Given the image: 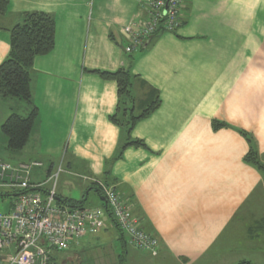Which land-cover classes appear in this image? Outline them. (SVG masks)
Here are the masks:
<instances>
[{"label": "crops", "instance_id": "obj_1", "mask_svg": "<svg viewBox=\"0 0 264 264\" xmlns=\"http://www.w3.org/2000/svg\"><path fill=\"white\" fill-rule=\"evenodd\" d=\"M8 1L0 16V64L23 13L42 12L55 22L53 50L30 70L31 105L0 100V127L12 114L37 110L19 162L47 161L33 171L36 181L62 167L57 182L76 178L88 190L92 181L112 184L157 237L155 258L168 257L166 264H239L252 255L264 264V215H255L264 214V179L244 159L253 147L264 164V0H182L179 28L159 32L130 56L122 29L142 16V0ZM121 68L136 76V108L154 93L160 103L131 132L145 147L126 148L117 158L121 130L109 120L116 85L90 72ZM213 122L225 128L213 129ZM56 194V201H79L58 188ZM96 197L84 208H100L104 199ZM113 225L107 219L65 254L54 253L57 261L90 264Z\"/></svg>", "mask_w": 264, "mask_h": 264}, {"label": "built area", "instance_id": "obj_2", "mask_svg": "<svg viewBox=\"0 0 264 264\" xmlns=\"http://www.w3.org/2000/svg\"><path fill=\"white\" fill-rule=\"evenodd\" d=\"M182 4V0H142V16L122 29L124 53L138 52L159 32L176 31L181 24ZM33 168H41V164L12 165L0 159V190H35L16 197L9 212L0 210V264H55L50 260L51 254L68 250L72 243L103 229L107 222L101 208L70 209L56 204V184L62 168L45 180L30 184ZM92 182L100 189L128 244L156 257L157 240L143 229L127 201L113 185ZM40 189H45L44 194Z\"/></svg>", "mask_w": 264, "mask_h": 264}, {"label": "trees", "instance_id": "obj_3", "mask_svg": "<svg viewBox=\"0 0 264 264\" xmlns=\"http://www.w3.org/2000/svg\"><path fill=\"white\" fill-rule=\"evenodd\" d=\"M8 4V0H0V16L5 14ZM22 17L21 23L15 25L9 30V53L6 59L0 64V100L17 99L31 105L32 91L30 70L35 58L45 56L53 50L55 45V22L50 15L42 12L23 13ZM129 62L132 63V59H130ZM90 73L96 74L102 80L112 81L116 85L117 107L115 115L109 118V120L121 130V145L118 148L119 153L117 158L120 157L119 154H121L126 148L145 147L141 141L131 138V132L137 122L147 118L158 108L160 101L158 100L157 93L153 94V98L150 96L152 99L148 104H137L145 105L144 108H136L135 101L131 95L132 85L136 76L131 74L127 68H121L113 73L97 71H92ZM135 109L138 111L142 110V112L135 116ZM36 117L37 110L32 106L31 111L26 117L12 114L1 124L0 132L6 140L3 148L4 153H7L8 156H12L24 150L29 142ZM214 125L219 126V124ZM244 159L246 162L255 166L264 179V164H261L257 160L258 158L253 147L250 148ZM16 164L18 163H13L12 165ZM41 168L31 169L29 174L30 184L39 183L51 175L48 174L46 178L41 181L32 182L31 175L33 170ZM89 188L99 197H103L96 184L93 183ZM34 191L35 190L33 189H27L24 191L16 189L0 190L1 201L4 202L6 199L12 201L10 202V207L1 212H9L12 203L19 195ZM40 192L44 194L45 189H40ZM84 203L83 200L75 201L71 199H58L56 201L58 206H65L70 209H83ZM100 208L104 211L108 221L111 224H114L113 226L120 237L121 253L118 255V259L123 262L126 260L125 248L127 245V242L124 240V234L118 227L112 212L105 201L101 204ZM50 260L55 264L58 262L54 253L50 255Z\"/></svg>", "mask_w": 264, "mask_h": 264}, {"label": "rangeland", "instance_id": "obj_4", "mask_svg": "<svg viewBox=\"0 0 264 264\" xmlns=\"http://www.w3.org/2000/svg\"><path fill=\"white\" fill-rule=\"evenodd\" d=\"M148 95H150V94H148ZM148 95H147V97L146 96L145 97L148 98ZM155 111H153V112H155ZM141 112H142V110H139V111L136 110L135 116L140 114ZM214 124H216V122H213V124H212L213 129L225 128L223 124H219V126H215ZM0 134L3 135L2 133H0ZM0 146L3 148L4 144L3 145L0 144ZM25 151H26V149L23 150L22 152H20V154L18 153L16 155H12V156H8L7 153H3L2 151H0V159L4 160V162L6 161V162H9L12 164L13 163H19L20 161H25V158H26L25 157V153H26ZM59 162H61V161H59ZM29 163H40L41 167L43 166V164L45 166L47 165L46 160L43 161V164L41 162H38V161H32V162H28V163L26 162V164H29ZM35 170H39V169H35ZM35 170H33V171H35ZM35 176H36V173L33 174V172H32V175H31L32 182H36ZM63 180H65V181H63ZM99 181H101V180H99ZM91 183L93 184V182H91ZM79 184H80V182L78 179L65 177V178L60 179L59 182H57L56 190L58 188V191L60 193H62L64 195L67 194L69 196H73L74 199H77L79 201H80V199H82V197L89 194L88 199H86L85 203H84L85 207H89V206L93 205L94 203H96L97 202L96 194L94 192L88 190L86 187L79 188L80 187V186H78ZM104 184L106 186L112 185V184H109L105 181H104ZM10 202H12V201L9 199H6L4 202L1 201V199H0V210L1 211L7 210L10 207ZM255 215L260 216V215H264V214L260 210L258 213L255 212ZM118 238H119L118 233L114 230H112L107 235H104L103 239H102L103 241H101V242H104L106 244L104 245L103 248H101L99 250H95L93 253L91 252L89 254L90 258L93 259V261H90V264H114L115 262H116L115 264H166L165 259H167L168 257L167 258L165 257L164 259L161 260L158 257L157 258L151 257L150 254L147 252H142V251H138V250L134 249L132 246H130L128 244V241H127V238L125 235H124V238H125V241H127V245L125 248L126 260L121 262V260H119L118 257L116 259V256H118V254L121 253V246H120L121 244H120V241L118 240ZM155 239L158 242L157 237ZM66 252L67 251H65L63 253L65 254ZM116 252H117V255H116ZM260 255H262V254L260 253L257 256H260ZM89 256H88V258H89ZM252 256H250L251 261L248 260V262H245V263L257 264L255 261H252V258H254ZM57 264H63V262L60 263L58 261ZM239 264H241V263H239ZM258 264H262V263L258 262Z\"/></svg>", "mask_w": 264, "mask_h": 264}, {"label": "water", "instance_id": "obj_5", "mask_svg": "<svg viewBox=\"0 0 264 264\" xmlns=\"http://www.w3.org/2000/svg\"><path fill=\"white\" fill-rule=\"evenodd\" d=\"M144 48V47H143Z\"/></svg>", "mask_w": 264, "mask_h": 264}]
</instances>
